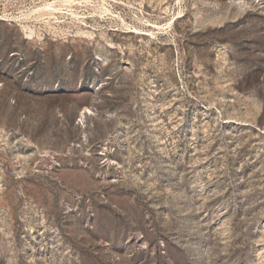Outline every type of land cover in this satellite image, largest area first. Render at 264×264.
Here are the masks:
<instances>
[{
    "label": "rangeland",
    "instance_id": "rangeland-1",
    "mask_svg": "<svg viewBox=\"0 0 264 264\" xmlns=\"http://www.w3.org/2000/svg\"><path fill=\"white\" fill-rule=\"evenodd\" d=\"M0 264H264V0H0Z\"/></svg>",
    "mask_w": 264,
    "mask_h": 264
}]
</instances>
